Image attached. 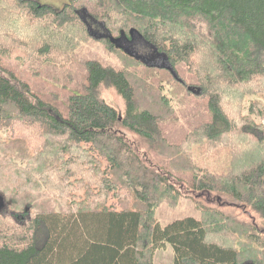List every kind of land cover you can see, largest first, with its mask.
I'll return each mask as SVG.
<instances>
[{"label": "trees", "instance_id": "16d2710c", "mask_svg": "<svg viewBox=\"0 0 264 264\" xmlns=\"http://www.w3.org/2000/svg\"><path fill=\"white\" fill-rule=\"evenodd\" d=\"M85 12L120 70L80 62ZM261 95L264 0H0V264H156L169 247L172 264H264ZM221 149L217 174L200 162ZM185 199L200 218L163 226Z\"/></svg>", "mask_w": 264, "mask_h": 264}, {"label": "rangeland", "instance_id": "374dc122", "mask_svg": "<svg viewBox=\"0 0 264 264\" xmlns=\"http://www.w3.org/2000/svg\"><path fill=\"white\" fill-rule=\"evenodd\" d=\"M42 4H49L54 6L55 8H60L64 5L66 0H37ZM85 20L89 25V33L91 38L82 43L78 50L79 60L81 63L86 61L92 60L102 63L103 66L113 67L117 70L121 69V64L118 56L110 50L104 43H102L101 39L108 38V34L104 28V26L100 23H97L90 17V14L85 12ZM112 43V42H111ZM120 44L129 50L131 53H134L138 57L142 58L149 64L152 65H164L167 63L164 61V56L157 53L155 48L148 44L147 42L143 41L137 33H133L131 38L127 40H123ZM114 45V44H113ZM115 46V45H114ZM116 47V46H115ZM13 66H20V61L16 60L14 57L11 61ZM23 69L24 74L27 71L26 66H20L19 69ZM74 68H80V65L74 66ZM18 69V70H19ZM20 74V72H19ZM182 75L189 81V83H196V79L189 75L187 72L185 73L182 70ZM25 80L33 85L34 78L30 79V73L23 75ZM104 97L107 102L115 107L120 112L123 109V102L121 98L112 90L105 91ZM261 102L264 104V95L258 96ZM257 100L256 97H248L246 101V107L248 108L250 104ZM184 106H187L186 104ZM188 107V106H187ZM182 106H180L179 111L181 110ZM258 122L264 123V119H258ZM10 137V131L8 130H1L0 131V138L2 140H6ZM206 168H208L211 172L217 174H223L229 167L230 164V155L227 150L221 149L218 151L217 154L211 155L210 157L202 158L201 162ZM196 218L199 219L200 215L195 210V204L192 199H185L181 202L177 209H171L167 205L161 206L157 211V218L159 222L165 226L170 224L176 220H182L184 218ZM44 234V233H43ZM42 234V235H43ZM42 242V241H41ZM174 260V253L173 249L169 247L165 251H159L156 255V264H172Z\"/></svg>", "mask_w": 264, "mask_h": 264}, {"label": "water", "instance_id": "95a60500", "mask_svg": "<svg viewBox=\"0 0 264 264\" xmlns=\"http://www.w3.org/2000/svg\"><path fill=\"white\" fill-rule=\"evenodd\" d=\"M110 40H111L112 44H114L117 48L123 49V50H125L126 52H128L129 54H131V52H130L129 50H127L126 48H124V47L120 44V42L123 41V40H127V41H128V38H127V36H126L124 33H122L120 37H118V38H111ZM133 54H134V53H133ZM170 70L172 71V74L174 75V77L177 78V75L175 74V72H174L171 68H170ZM3 205H4V202H3V200H1V201H0V209H1V207H2Z\"/></svg>", "mask_w": 264, "mask_h": 264}, {"label": "bare ground", "instance_id": "6f19581e", "mask_svg": "<svg viewBox=\"0 0 264 264\" xmlns=\"http://www.w3.org/2000/svg\"><path fill=\"white\" fill-rule=\"evenodd\" d=\"M160 78V77H159ZM171 79V78H170ZM163 80V79H162ZM166 80V79H165ZM169 80V79H168ZM172 81H173V79H171ZM175 81V80H174ZM167 82V81H166ZM174 84V83H173ZM176 84V83H175ZM160 85V84H159ZM171 87V86H170ZM80 89V88H79ZM79 91V90H78ZM185 139V138H184ZM186 140H187V138H186ZM189 142V141H188ZM161 144V143H160ZM158 146V145H157ZM162 146V145H161ZM159 147V146H158ZM157 148V147H156ZM160 149V148H159ZM166 152V151H165ZM163 153V152H162ZM28 166V165H27ZM29 167V166H28ZM37 167V166H36ZM13 168V167H12ZM17 168V167H16ZM33 170H35V169H33ZM36 170H38V169H36ZM35 170V171H36ZM20 171V170H19ZM24 171V170H23ZM34 171V172H35ZM33 172V173H34ZM10 173V172H9ZM12 173V172H11ZM20 173H21V171H20ZM35 174V173H34ZM27 175V174H26ZM29 175V174H28ZM11 177V176H10ZM10 180H11V178H10ZM13 182V181H12ZM26 182V181H25ZM26 183H28V182H26ZM24 185V184H23ZM24 187V186H23ZM28 187V186H27ZM27 189V188H26Z\"/></svg>", "mask_w": 264, "mask_h": 264}]
</instances>
